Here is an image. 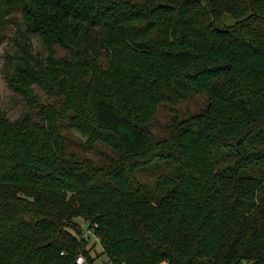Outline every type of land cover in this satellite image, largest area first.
Instances as JSON below:
<instances>
[{
	"label": "trees",
	"instance_id": "trees-1",
	"mask_svg": "<svg viewBox=\"0 0 264 264\" xmlns=\"http://www.w3.org/2000/svg\"><path fill=\"white\" fill-rule=\"evenodd\" d=\"M8 11L22 28L3 77L35 112L0 109V264H95L90 237L106 264H264V0H0ZM200 94L202 111L152 133L160 105ZM63 120L113 156L68 155Z\"/></svg>",
	"mask_w": 264,
	"mask_h": 264
},
{
	"label": "rangeland",
	"instance_id": "rangeland-1",
	"mask_svg": "<svg viewBox=\"0 0 264 264\" xmlns=\"http://www.w3.org/2000/svg\"><path fill=\"white\" fill-rule=\"evenodd\" d=\"M131 1L139 2L140 0ZM223 20L228 25L234 22L232 17L228 14L223 16ZM20 27L22 28L20 17L15 11H8L0 19V109L5 113L6 117L12 121L20 117L25 112H29L32 115H34L35 112L24 99L23 95L14 91L7 85L2 73L5 53L14 49L17 32ZM39 41L40 40L36 36H33L31 39L34 51L43 55L44 51ZM62 54L63 51L58 50V55ZM102 60H104V55L102 56ZM35 91L41 101L45 102L46 96L43 91L38 87H35ZM50 100L53 101V98ZM206 105L207 99L204 94L192 95L187 100L181 101L177 104L160 105L157 109L155 117L150 123V129L157 138H164L167 136V126H171L175 120H179L202 111ZM61 124V131L65 136V146L68 155L90 159L98 164H104L111 156H113V152L103 144H96L92 149H87L84 146L85 139L80 136V134L74 130L68 129L65 120H63ZM139 179L152 191L154 185V174L151 171L140 173ZM76 221L84 230H86L85 222L81 219H77ZM86 234L89 235L90 231L86 230ZM89 239L90 240L87 243L86 249H89L92 246L89 253L92 258H94V263L106 264V257L104 255H100L101 247L96 241H94V238L90 237ZM80 255H82L85 259L83 254Z\"/></svg>",
	"mask_w": 264,
	"mask_h": 264
},
{
	"label": "built area",
	"instance_id": "built-area-1",
	"mask_svg": "<svg viewBox=\"0 0 264 264\" xmlns=\"http://www.w3.org/2000/svg\"><path fill=\"white\" fill-rule=\"evenodd\" d=\"M91 234V232H90ZM97 240V239H96ZM98 241V240H97ZM75 264H87L85 259L83 258L82 255H79L76 259H75Z\"/></svg>",
	"mask_w": 264,
	"mask_h": 264
}]
</instances>
